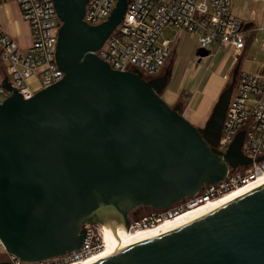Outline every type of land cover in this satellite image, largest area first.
I'll return each mask as SVG.
<instances>
[{
  "label": "water",
  "instance_id": "1",
  "mask_svg": "<svg viewBox=\"0 0 264 264\" xmlns=\"http://www.w3.org/2000/svg\"><path fill=\"white\" fill-rule=\"evenodd\" d=\"M51 1L63 78L26 101L1 82L0 241L24 264L80 249L87 224L129 231L133 210L166 211L251 164L243 132L225 153L215 149L239 65L198 129L161 98L169 67L146 78L96 55L128 0L96 26L83 21L88 0ZM93 264H264V183Z\"/></svg>",
  "mask_w": 264,
  "mask_h": 264
},
{
  "label": "built area",
  "instance_id": "2",
  "mask_svg": "<svg viewBox=\"0 0 264 264\" xmlns=\"http://www.w3.org/2000/svg\"><path fill=\"white\" fill-rule=\"evenodd\" d=\"M16 1L22 20L28 26L30 46L26 52H21L0 26V71L26 101L37 91L63 78L55 62L60 22L51 0ZM116 1L88 0L83 21L89 26L106 21ZM252 1L264 5V0ZM259 26L264 31V12ZM244 27L241 21L232 17L230 0H128L122 22L96 55L113 70H139L144 77L152 78L161 75L171 53L167 43L159 41L165 28L194 35L202 51L215 47L216 50L231 49L239 53L245 45ZM2 81L0 102L9 95L2 88ZM235 84L215 149L225 153L235 136L243 132L241 153L251 164L229 168L219 184L205 186L195 197L171 207L173 209L152 211L147 217L131 223L129 230L153 227L162 220L264 177V160L256 161L264 156V73L238 72ZM83 228L86 234L80 249L36 264H71L99 252L104 240L102 226L97 229L95 225L87 224ZM0 262L24 264L8 254L1 241Z\"/></svg>",
  "mask_w": 264,
  "mask_h": 264
},
{
  "label": "crops",
  "instance_id": "3",
  "mask_svg": "<svg viewBox=\"0 0 264 264\" xmlns=\"http://www.w3.org/2000/svg\"><path fill=\"white\" fill-rule=\"evenodd\" d=\"M231 1V15L235 19L241 21L244 24L243 38L245 35L250 36L247 41L244 38V48L241 52H235L231 49L216 50L215 47H210L215 56V63L209 61L205 69H202L199 80V85L195 90L189 92H183L179 99L178 92H174V89H170L169 82L173 73H179V63L174 66V50L176 51L178 41L172 42V37L179 35V38L184 39L185 35L188 38L193 36L197 51L200 52L197 45V39L194 35H191L183 30H177L173 28H165L159 38L160 42H166L170 50V56L162 71L165 68L171 70V75L168 79L167 85L161 94L164 99L173 103V106L178 105L181 108L183 116L189 115L188 121L196 128H201L212 113V108L217 101L219 93L230 82L231 74L236 65H239V71H245L252 74H263L264 65H259L253 62L247 57L248 42L253 38H264V31L259 29L262 15L264 12V5L261 2H254L252 0H230ZM0 26L4 33L15 41L21 52H26L30 46V35L27 24L22 20L20 10L16 0H0ZM181 41H179V45ZM185 51L190 55L192 53V44L189 45ZM181 49V48H179ZM206 51V50H205ZM209 54V52L207 51ZM207 54V55H208ZM197 55V54H196ZM176 67V68H175ZM161 73V74H162ZM5 78V75L0 71V81ZM187 93V95H185ZM178 94V97H177Z\"/></svg>",
  "mask_w": 264,
  "mask_h": 264
},
{
  "label": "bare ground",
  "instance_id": "4",
  "mask_svg": "<svg viewBox=\"0 0 264 264\" xmlns=\"http://www.w3.org/2000/svg\"><path fill=\"white\" fill-rule=\"evenodd\" d=\"M261 183H264V177H259L256 180L248 182L247 185L237 187L236 189L216 199L203 202L192 208L182 211L172 218L162 220L153 227L125 231L123 226H120L116 230V234L112 233L107 227H103L104 231L102 230V233L104 240L102 249L83 260H79L78 262L75 261L71 264H93L99 262L123 249L135 245L136 243L138 244L150 237L152 238L157 234L217 209L225 203L238 198L245 191L258 186Z\"/></svg>",
  "mask_w": 264,
  "mask_h": 264
},
{
  "label": "rangeland",
  "instance_id": "5",
  "mask_svg": "<svg viewBox=\"0 0 264 264\" xmlns=\"http://www.w3.org/2000/svg\"><path fill=\"white\" fill-rule=\"evenodd\" d=\"M250 36L245 35L244 38L248 41ZM182 38H179V35H176L175 37H172V42L176 43L178 41V44L176 45L177 49L174 50V59L173 61L174 66L179 63V73L176 72L172 74V77L170 78L169 82V88L174 89V92H176L177 89H179V99L180 95L183 92H189L192 90H195L196 87L199 85V80L201 76L202 69H205L209 61L212 63H215V56L213 57V52L210 47L206 48V51L209 52V54L205 57H200L199 52L197 51L196 44L194 41L193 36L189 37L185 35ZM179 41H181V44L179 45ZM192 44V53L190 51V55H188L186 49L187 47ZM181 48V49H179ZM199 49V48H198ZM248 52L247 57L251 59L253 62H256L259 65H264V38H253L252 41L248 42ZM200 50V49H199ZM197 54V55H196ZM176 68V67H175ZM228 85V84H227ZM178 92V90H177ZM220 94V93H219ZM178 97V94H177ZM170 107H173V103L170 101H167V99H164L165 97H161ZM183 112V111H182ZM181 112V114H182ZM183 115V114H182ZM185 118L188 120L189 115L186 114ZM203 128V127H201ZM186 201V200H185ZM184 201V202H185ZM183 202V203H184ZM173 209V208H171ZM142 208H138L133 210V212H140ZM151 210V209H149ZM131 212V213H133ZM148 214L143 215L140 217V219L147 217ZM97 229L100 228L99 225H95ZM93 230V228H92ZM102 230L104 231L103 227Z\"/></svg>",
  "mask_w": 264,
  "mask_h": 264
},
{
  "label": "flooded vegetation",
  "instance_id": "6",
  "mask_svg": "<svg viewBox=\"0 0 264 264\" xmlns=\"http://www.w3.org/2000/svg\"><path fill=\"white\" fill-rule=\"evenodd\" d=\"M198 129H202V128H198ZM152 210H149V208H142V210L140 212H133V213H129L128 215V224L129 226L131 225V223L134 222H138V220L140 219V217H142L145 214H152ZM119 227H117L118 229Z\"/></svg>",
  "mask_w": 264,
  "mask_h": 264
}]
</instances>
